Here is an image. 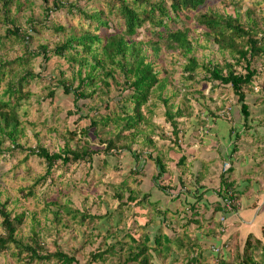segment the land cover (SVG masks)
<instances>
[{"label":"rangeland","instance_id":"374dc122","mask_svg":"<svg viewBox=\"0 0 264 264\" xmlns=\"http://www.w3.org/2000/svg\"><path fill=\"white\" fill-rule=\"evenodd\" d=\"M70 2H74V0H70ZM20 4L18 10L13 3L10 5L9 17L13 18L14 24L20 29H27L26 19L30 18L35 21L33 24L38 29H34L30 33L32 38L27 44L26 50H36L39 44L47 45L48 58L43 60L39 55L30 59L23 66L24 69H29L38 75L36 74L27 83L28 97L20 100L18 115L22 119L23 130L19 135L18 142L23 147L38 145L48 150L60 148L65 140H68L69 144L73 146L76 141H79V128L88 123L87 117L79 118V115L93 114L95 111L92 107H96V111L99 113L105 112L102 108L105 99L117 98V94H125L127 90L119 91L117 88L111 87L109 92L100 95H97L96 92L89 98L73 103L72 94L62 92L59 80L64 79L63 81L70 83L72 87L77 86V65L69 66L65 59L50 53L55 42L63 39L64 33L54 32L49 25L53 23V25L65 27L78 26L85 25L84 21L77 14H66L63 10L56 9L51 10L48 14L46 26L40 24L41 27H39L38 19H44L43 0H20ZM47 5H51L50 0ZM82 6L94 7L98 4L94 0H89ZM208 8L231 15L236 10L239 14V21L244 25L253 23V27L256 29V38H263L264 41V0H210L201 9ZM187 16L181 15V21L176 24L169 22L168 26L170 28L181 27L183 21V25L189 28L188 37L191 39L192 53L197 61L199 63L210 61L222 64L226 60L233 63V58L228 54V50H219L211 37L201 34L202 27L196 25L192 13H187ZM111 29L112 27L108 28V30ZM140 31L132 37L134 40H156L154 34ZM23 48L22 42L15 40L13 35H6L5 25L0 19V59L19 56L23 54ZM146 53L153 60L155 68L159 70V76L165 77V86L160 91L155 90L154 95H150L145 107L151 111L150 114L149 110L145 111V108H142L148 122L147 124L141 123L139 132L129 140L127 143L129 150L120 149L116 153L108 154L99 152L92 156L90 165L82 161L66 164L56 163L50 169L49 175L36 184H34L36 178L44 172V165L39 158L34 155L24 157V151L18 149L0 154V202L6 200V209L12 214L23 212L22 222L16 230V238L20 241L26 242L31 234V229L34 228L46 250L52 251L57 244L59 249L65 253H74L77 262L72 264H87L88 253L96 251L97 248L99 250L104 248L101 242L104 233L98 232L100 226L105 228L104 225H106L110 229V238L104 240L106 243H110L121 239L122 233L126 232L128 228L129 231H132L134 226L144 219L147 220L150 217L168 219L169 212L173 213L175 209L186 216L193 214L187 204L186 206L176 205L174 202L175 193L179 191V185L186 186L193 182L196 176L191 171L198 168L197 161H203L204 155L211 153L210 150H207L214 129V126H209L210 122L211 125H215L214 122L217 119L227 121L237 116L234 111L238 109L239 103L228 84H219L217 80L213 82L204 80L202 78L204 72L200 67L196 69L193 79H186L185 73L182 71L185 58L179 51H165L161 45L156 53H152L149 47ZM250 65L255 67L258 73L253 76L249 85L243 87V92L249 102L252 101V97L258 100L262 98L264 101V58L255 57ZM242 67V62L232 66L236 71L243 73ZM15 69L18 70V74L21 73L19 68ZM13 73L14 70H11V74ZM1 87L2 83H0V89ZM50 88L53 89L51 97L47 95V90ZM165 110H169L171 113L180 110V115L174 117L176 121L175 136L166 119ZM73 130L77 134L70 140L68 132ZM107 136L110 135L102 137ZM7 143L5 141L2 145L6 146ZM215 143V151L211 154L213 157L215 153L217 154L218 149H221V146H218L220 142L216 141ZM133 152L140 153L138 159L132 154ZM147 153L159 156L165 164V172L159 182L166 187V192L153 185L151 176L154 174L155 168L152 161L147 158ZM178 157L181 158L178 159ZM180 159L183 160L180 161ZM188 159L193 163H188ZM223 161L225 158L220 155L216 161L219 165L216 173L222 169ZM204 162L205 164H201V177H198V179L201 178V183L204 182L209 170L207 161ZM134 168L138 171H132ZM181 169H184L182 170L184 174L177 175ZM121 183L125 185L123 187L125 195L127 190L124 189L129 187L136 197L129 204L119 205V201L114 196ZM241 183L245 184L246 179L241 180ZM30 186L33 190L32 195L26 194ZM144 193L147 194V197L141 200V195ZM241 199L245 200L244 197ZM156 200L157 204L153 205L152 203ZM120 201L124 202L125 198ZM62 204L65 207L60 208ZM68 209L71 210L70 213L65 212ZM54 211L57 212L58 220L53 219ZM105 211H109L111 216L108 218V225L105 223L101 225ZM81 214H84L83 218ZM117 215L119 221L115 230L112 224ZM90 216H94V218H90ZM178 224L169 220L161 221L158 228L160 231L164 230L169 233L168 229L178 226ZM157 225L154 223L150 226L151 233H154ZM94 226H98V228H94ZM251 232L253 233V231ZM187 235L189 234L187 233ZM187 235L181 236V239L185 238L186 243L189 239ZM123 240L128 241L127 237H124ZM14 250H16L14 246L10 245L9 249L1 251L0 264H27L24 259L18 260L16 256L10 254ZM187 251V245L182 246L179 254L185 255ZM116 261L117 254H107L104 260L96 259L88 264H113ZM260 261L264 262V259L261 257L255 262ZM31 264L57 263L50 259L43 262L32 261Z\"/></svg>","mask_w":264,"mask_h":264},{"label":"trees","instance_id":"16d2710c","mask_svg":"<svg viewBox=\"0 0 264 264\" xmlns=\"http://www.w3.org/2000/svg\"><path fill=\"white\" fill-rule=\"evenodd\" d=\"M88 1L50 0L51 5H47L48 0H43L44 19H38L39 27L46 26L48 14L51 10L56 9L63 10L66 14H77L85 24L67 27L53 25V23L49 25L54 32L64 33L63 39L55 42L50 53L65 59L69 66L77 65V86L72 87L70 83H65L64 79L59 80L62 92L71 93L72 101L76 103L80 99L91 97L96 92L97 95L109 92L111 87L117 88L119 91H124V89L127 91L125 94H117V98H106L102 105L105 112L99 113L96 111V107H92L95 111L93 114L79 115V118L87 117L88 123L79 128V141H76L73 146L69 144L68 140H65L60 148L48 150L38 145L23 147L18 142L19 135L23 130L22 119L18 115L20 100L28 97L27 83L36 74L38 75L29 69H24L23 66L30 59L39 55L43 60H47V45L39 44L36 50H26V46L32 38L30 33L34 29L38 30L33 24L35 21L27 18L28 28L20 29L14 24L13 18L9 17L10 5L13 3L18 10L21 5L20 0H0V19L5 25L6 35H13L15 40L22 42L24 46L23 54L11 59H0V83H2L0 89V154L18 149L24 151V157L34 155L39 158L44 165V172L36 178L34 184L44 180L56 163L66 164L82 161L90 165L92 156L99 152L108 154L116 153L120 149L129 150L127 144L129 140L139 132L141 123L147 124L148 122L142 108L146 107L150 95L155 90L160 91L165 86V77L159 76V70L155 68L153 60L146 53L148 47L152 53H156L161 45L165 51H179L185 58L182 71L185 73L186 79H193L196 69L200 67L204 72L202 76L204 80L211 82L217 80L219 84H228L239 103V113L244 119L248 116L243 87L249 85L253 76L257 74L256 68L251 67L250 64L255 57L264 58V41L263 38H256V29L253 27V23L244 25L239 21V14L236 10L233 15L209 8L202 10L205 3L210 0H94L98 6L83 7L82 5L87 4ZM64 3L66 4L64 5ZM189 12L192 13L196 25L202 27L201 34L211 37L219 50H228V54L233 58V63L226 60L222 64L210 61L199 63L197 61L192 53L191 39L188 37L189 28L183 25V21L181 27L170 28L168 26L169 22L176 24L181 21V15L188 17L187 13ZM109 27L112 29L108 30ZM139 30L154 34L156 40H134L132 37L137 35ZM239 62L243 63V73L232 68L233 64H239ZM16 67L21 70L20 74L17 73ZM11 70H14L13 74H11ZM59 74L61 75L62 72L60 71ZM47 95L51 97L53 89H48ZM147 110L149 109L145 108V111ZM148 112L151 113L150 110ZM164 113L175 136L176 121L174 117L180 115V110H176L174 113L165 110ZM68 134L72 140L77 132L73 130ZM103 135L110 136L102 137ZM5 141L8 143L3 146ZM132 154L136 159L139 158L140 153L133 152ZM147 158L152 161L155 168V172L151 176L153 185L166 192V187L159 182L165 172V164L157 155L152 156L147 153ZM182 160L180 159V161ZM132 171H138V169L134 168ZM227 171L219 174V185L214 191L219 200L215 207L217 210H224L221 205L224 199H231L233 208L234 198L241 193L235 188L233 182L228 181L225 177ZM124 186V183H121L114 194L119 205L129 204L136 198L129 187L124 189L127 190L125 195ZM191 187V195L195 200L186 202V204L193 210L204 190L202 191L203 187L196 184ZM194 190L195 194H193ZM26 194H33L32 186ZM146 197V193L142 194L141 200ZM122 198H125L124 202L120 201ZM6 203V200L0 202V252L13 245L16 250L10 254L16 256L18 260L24 259L27 264H31L32 261L43 262L50 259L55 260L57 264L77 262L74 253H65L59 249L57 244L52 251L46 250L34 228L31 229V234L26 242L16 238V230L22 222L23 212L12 214L6 209ZM152 204H157V200ZM63 207H65L64 204L60 205V208ZM156 211L158 212L157 206ZM65 212L70 213L71 210L68 209ZM103 214L101 225L104 223L108 225V218L111 214L109 211H105ZM81 216L83 218L84 214ZM90 218H94V216H90ZM53 219L58 220L56 211L53 212ZM118 221L117 215L112 224L115 230ZM146 222L144 219L137 223L132 231H129L128 228L126 232L122 233L121 239L110 243L104 241L106 238H110V229L106 225H104L105 228L100 226L98 232L104 233L101 241L104 248L102 250L97 248L96 251L88 253L87 264L96 259L104 260L107 254H117V261L113 264H153V255L151 254L153 247L160 245L161 240L167 243L169 239L160 232L149 239L146 230L148 222ZM94 228H98V226H94ZM140 230H142L141 233ZM124 237H127L128 241L123 240ZM259 248L264 252V241L251 239L247 235L243 242L240 264H264L263 261L256 263L252 259V253ZM261 257L264 259V253Z\"/></svg>","mask_w":264,"mask_h":264},{"label":"crops","instance_id":"0c3cea01","mask_svg":"<svg viewBox=\"0 0 264 264\" xmlns=\"http://www.w3.org/2000/svg\"><path fill=\"white\" fill-rule=\"evenodd\" d=\"M248 100L244 94L248 112L245 119L239 113L238 105V109L234 111L237 116L227 121L217 119L213 121L215 125H211L210 122L209 126H214V129L207 150L211 153L204 155L203 161H197L198 168L191 171L196 176L193 182L186 186L179 185V191L175 193L176 205L186 206V202L195 200L191 195V185L197 183L203 187L204 192L195 203L193 214L186 216L175 209L173 213L169 212L168 219L150 217L146 220L149 239L158 232L169 239L166 244L161 240L160 245L153 247L151 251L153 264H240L243 242L247 235L251 239L264 241V101L262 98L258 100L253 97L251 102ZM216 141L220 142L218 146H221V149H218L213 157L211 154L215 151ZM220 155L229 162L225 177L241 191L234 198L235 204L229 211L215 208L219 200L214 191L218 188L219 174L222 172L220 169L219 172H215L219 167L216 161ZM204 161H207L209 170L204 182L201 183V178L198 177H201V164H205ZM187 162L193 163L190 159ZM182 170L184 169L177 175L184 174ZM244 179L246 183L242 184L241 180ZM195 193L194 190L193 194ZM242 197L245 198L244 201ZM220 216L224 217L222 221L219 219ZM168 220L179 224L172 226L171 229L164 227L170 230L169 233L160 231L159 223ZM154 223L158 225L154 233H151L150 226ZM221 226L224 228L222 231L219 230ZM183 235L188 236V243L184 237L181 239ZM185 245L188 251L185 255H180V248ZM212 247H216L217 251L212 250ZM262 253L264 252L259 248L252 253V259L259 260Z\"/></svg>","mask_w":264,"mask_h":264},{"label":"built area","instance_id":"2783aa9c","mask_svg":"<svg viewBox=\"0 0 264 264\" xmlns=\"http://www.w3.org/2000/svg\"><path fill=\"white\" fill-rule=\"evenodd\" d=\"M229 167V162L227 160L223 161L222 162V166H221V171H226ZM231 204H232V200L231 199H224L222 200L221 202V205L224 207V210L225 211H229L231 209ZM219 219L222 221L224 219L223 216H220ZM224 228L223 226H221V228L219 229L220 231H222ZM212 250L214 251H217V248L216 247H212L211 248Z\"/></svg>","mask_w":264,"mask_h":264}]
</instances>
